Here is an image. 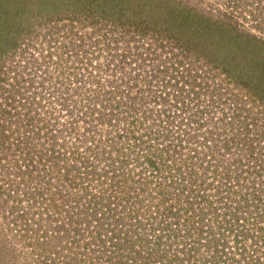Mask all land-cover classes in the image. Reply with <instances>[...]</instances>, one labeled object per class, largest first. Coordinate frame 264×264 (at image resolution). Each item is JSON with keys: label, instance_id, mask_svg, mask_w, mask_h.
Listing matches in <instances>:
<instances>
[{"label": "rangeland", "instance_id": "obj_1", "mask_svg": "<svg viewBox=\"0 0 264 264\" xmlns=\"http://www.w3.org/2000/svg\"><path fill=\"white\" fill-rule=\"evenodd\" d=\"M223 201L264 220V0H0V264H177Z\"/></svg>", "mask_w": 264, "mask_h": 264}, {"label": "trees", "instance_id": "obj_2", "mask_svg": "<svg viewBox=\"0 0 264 264\" xmlns=\"http://www.w3.org/2000/svg\"><path fill=\"white\" fill-rule=\"evenodd\" d=\"M165 102L167 101L165 100ZM201 184L203 183L201 182ZM256 195L259 197V194ZM192 197L195 198L194 201H201L202 204L211 205L201 193L197 192ZM189 200L191 201V198ZM184 208H186L188 213H192L191 216H187L184 219V225L187 227L186 234L184 235H189L188 237L193 238L194 242L191 245L186 242L184 243V245H187L184 252L185 258L178 260L177 264H225L219 258L225 259L226 255L230 256L226 259L229 264L263 263L264 220L260 216L261 214L259 215L260 211H255V209L250 210L249 208L243 210V204L230 205L226 201H223V208L221 210H218L214 206L212 207V212L203 213V216L202 214H198V210L200 209H196L191 202L188 203L187 207L184 206ZM253 214L255 215L253 216ZM212 216H215L214 223L210 222L208 224V220ZM259 220H262V222ZM183 233H185V230ZM258 234L263 236L260 240H256ZM213 237L214 241H212ZM180 239L185 241L183 235L179 236ZM139 243L142 244V241L140 240ZM231 243H235V245L230 246ZM207 248L211 249L212 254L214 252L216 254L213 256L206 254L208 259H205V254L202 256L201 253ZM229 250L231 251L230 253L228 252ZM197 260L200 262H197Z\"/></svg>", "mask_w": 264, "mask_h": 264}, {"label": "built area", "instance_id": "obj_3", "mask_svg": "<svg viewBox=\"0 0 264 264\" xmlns=\"http://www.w3.org/2000/svg\"><path fill=\"white\" fill-rule=\"evenodd\" d=\"M56 45H57V43H55L54 41H50V42L46 41V45H44V47H42L41 49H39V47L37 46L38 50H37V53L35 55H33L32 57L26 58L25 61H22V65H24L25 72H26L24 77H26V79H27V81H24L23 83H25V84H31L32 83L34 85V87H35L34 91H35L36 98L39 97V95H40V97H42L43 94H46L44 96H48L49 94L47 92H45V91H47L46 87L47 86H53V85H51V83H52L51 79H49L50 75L48 77L49 73L47 72L48 71L47 68L50 66H54L55 64L59 65V54H58L59 45L58 46H56ZM74 47H75V45H74ZM92 65L94 66V63H92ZM34 66H37V67L41 66L40 67L41 69L37 70V72H39V74H35V72H33L32 68H34ZM48 80H49V82H48ZM51 89H52V87L50 88V91H51ZM199 93L204 94L202 92H199ZM250 191H252V190H250ZM261 195L262 194H260V196Z\"/></svg>", "mask_w": 264, "mask_h": 264}]
</instances>
